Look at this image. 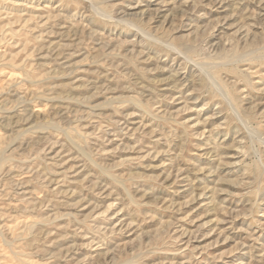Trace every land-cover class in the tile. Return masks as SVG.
I'll list each match as a JSON object with an SVG mask.
<instances>
[{
    "label": "rangeland",
    "instance_id": "374dc122",
    "mask_svg": "<svg viewBox=\"0 0 264 264\" xmlns=\"http://www.w3.org/2000/svg\"><path fill=\"white\" fill-rule=\"evenodd\" d=\"M0 264H264V0H0Z\"/></svg>",
    "mask_w": 264,
    "mask_h": 264
},
{
    "label": "bare ground",
    "instance_id": "6f19581e",
    "mask_svg": "<svg viewBox=\"0 0 264 264\" xmlns=\"http://www.w3.org/2000/svg\"><path fill=\"white\" fill-rule=\"evenodd\" d=\"M240 58V57H239ZM191 61V60H190ZM177 71V70H176Z\"/></svg>",
    "mask_w": 264,
    "mask_h": 264
}]
</instances>
